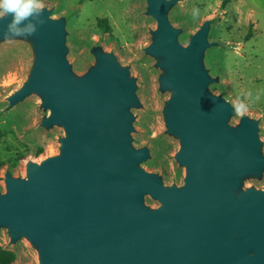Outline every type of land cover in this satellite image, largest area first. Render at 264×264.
<instances>
[{
  "label": "water",
  "instance_id": "95a60500",
  "mask_svg": "<svg viewBox=\"0 0 264 264\" xmlns=\"http://www.w3.org/2000/svg\"><path fill=\"white\" fill-rule=\"evenodd\" d=\"M148 1L159 24L150 53L163 61L165 89L176 95L170 123L183 141L176 160L187 169L185 190L169 193L136 169L149 154L134 151L128 138L136 90L129 74L98 51L97 68L76 81L65 60V24L43 10L44 23L28 36L38 45L36 72L9 101L14 107L42 95L51 111L45 126L63 125L68 138L64 157L30 165L28 181L7 177L0 228L13 242L27 237L39 246L41 264H264V193L231 200L241 173L260 166L257 127L231 135V108L206 92L201 59L210 25L184 49L168 21L172 3ZM10 20H0V40ZM146 196L164 207L149 212Z\"/></svg>",
  "mask_w": 264,
  "mask_h": 264
},
{
  "label": "rangeland",
  "instance_id": "374dc122",
  "mask_svg": "<svg viewBox=\"0 0 264 264\" xmlns=\"http://www.w3.org/2000/svg\"><path fill=\"white\" fill-rule=\"evenodd\" d=\"M171 4L168 21L187 49L209 24L208 48L201 59L210 80L211 100L227 104L232 115L225 122L231 135L247 125L257 127L259 168L243 172L231 200L253 191L264 193V17L254 23V10L242 0H163ZM54 22L65 24V60L74 79L81 82L97 68L96 52L113 56L121 71L135 84V100L128 107L131 147L147 151L148 160L136 167L157 177L167 192H183L187 169L176 160L184 150L181 137L171 131L175 92L165 89L169 72L150 52L159 24L150 15L148 0H43ZM38 45L30 37L0 40V195H8L7 177L28 181V167L64 157L63 125L45 126L51 111L45 98L33 94L12 107L10 99L22 92L36 72ZM237 109L240 111L238 112ZM145 208L156 213L164 203L146 196ZM236 241H240L236 239ZM0 250L14 264H41V249L27 237L13 242L10 230L0 228ZM255 255V252H252Z\"/></svg>",
  "mask_w": 264,
  "mask_h": 264
},
{
  "label": "clouds",
  "instance_id": "9594fccd",
  "mask_svg": "<svg viewBox=\"0 0 264 264\" xmlns=\"http://www.w3.org/2000/svg\"><path fill=\"white\" fill-rule=\"evenodd\" d=\"M43 10V0H0V20L11 17L4 31L5 39L34 35L38 26L44 23ZM25 25L27 31L24 30Z\"/></svg>",
  "mask_w": 264,
  "mask_h": 264
},
{
  "label": "crops",
  "instance_id": "0c3cea01",
  "mask_svg": "<svg viewBox=\"0 0 264 264\" xmlns=\"http://www.w3.org/2000/svg\"><path fill=\"white\" fill-rule=\"evenodd\" d=\"M246 4H248L255 12L254 15V23L257 26L258 24L256 23L257 19L259 17H264V0H242Z\"/></svg>",
  "mask_w": 264,
  "mask_h": 264
},
{
  "label": "trees",
  "instance_id": "16d2710c",
  "mask_svg": "<svg viewBox=\"0 0 264 264\" xmlns=\"http://www.w3.org/2000/svg\"><path fill=\"white\" fill-rule=\"evenodd\" d=\"M232 0H225L223 6L230 5ZM15 257L8 252H2L0 250V264H14Z\"/></svg>",
  "mask_w": 264,
  "mask_h": 264
}]
</instances>
